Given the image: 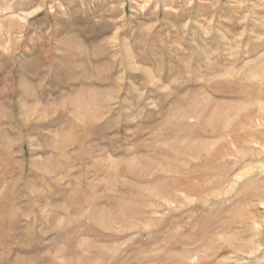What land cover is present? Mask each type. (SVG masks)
I'll list each match as a JSON object with an SVG mask.
<instances>
[{
	"label": "rangeland",
	"instance_id": "374dc122",
	"mask_svg": "<svg viewBox=\"0 0 264 264\" xmlns=\"http://www.w3.org/2000/svg\"><path fill=\"white\" fill-rule=\"evenodd\" d=\"M0 264H264V0H0Z\"/></svg>",
	"mask_w": 264,
	"mask_h": 264
}]
</instances>
